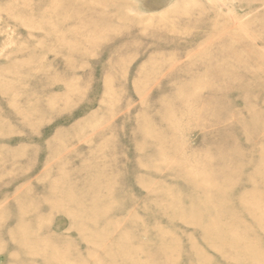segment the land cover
Here are the masks:
<instances>
[{"label": "rangeland", "instance_id": "obj_1", "mask_svg": "<svg viewBox=\"0 0 264 264\" xmlns=\"http://www.w3.org/2000/svg\"><path fill=\"white\" fill-rule=\"evenodd\" d=\"M99 10L135 20L88 26ZM234 49L255 61L245 79L261 74L247 100L264 119V0H0V264L264 261V162L247 180L264 141L243 128L250 114L240 81L219 75L221 63L208 67ZM200 73L208 76L194 91ZM195 97L209 109L183 113ZM187 173L225 186V204L215 205L234 203L228 216L245 223L225 224L234 251L224 239L202 243L208 227L192 217L207 214L199 203L188 209ZM56 188L61 201L50 197ZM250 204L259 208L239 207ZM50 211L42 232L57 241L42 248L57 258L3 236L19 213Z\"/></svg>", "mask_w": 264, "mask_h": 264}, {"label": "bare ground", "instance_id": "obj_2", "mask_svg": "<svg viewBox=\"0 0 264 264\" xmlns=\"http://www.w3.org/2000/svg\"><path fill=\"white\" fill-rule=\"evenodd\" d=\"M107 1H109V0H107ZM95 13H97V15H100V16H98L99 20H97V21L91 20V18H90V20L87 22V24H88V26H92L93 28H96V29L101 28V21H104V23L102 24L103 26L105 25L106 27H108L109 23L105 22V20L108 18H117L119 21L118 23L121 25L126 24L127 22L133 23V21L135 20V19H130V17H129V19L123 18L125 16L124 11L117 13V14L116 13L108 14L104 10H99V11H96ZM174 23L175 22L171 23V26H170L171 28H175L176 26H179L177 23H175V24ZM184 23H186V24H184L185 25L184 27L186 29H188V28L191 29V30H189V33L190 34L194 33L193 32L194 30L192 31V29H195V22L186 21ZM106 36H107V34H106ZM193 47H195V45L193 43L189 44L188 49L189 48L191 49ZM231 51H232V52H230L231 54L225 53V55L222 56L221 59L213 57V60L210 61L211 63L208 65V67L213 69L214 65H212V64L221 63V66L219 68L216 67V69H214V70H216L217 73H219V75H221L222 77L224 76L225 78H228L230 80L231 79L232 80L238 79L240 81V87L242 88L241 92L243 93V96L246 97V100H247V98H250L252 96L251 93L254 92L253 90H250V88H249V87H251L250 83L252 81H256V79H258L261 76V74H256L252 78H250L249 76L246 75L248 78L245 79L244 74H242V72H241L242 69L243 68H252V64H254L255 61H250L248 58H246L247 50L243 51V50L234 49ZM256 66H258V64H256L255 67ZM160 67H163V66H160ZM159 70H160V68L156 69V72H158V73H156L155 76L157 74H159ZM203 70L208 71V70H205V67H203ZM203 75H205V74L200 73L198 75V77H195L192 80V84H194V87L196 88L194 91H196L197 88L203 84V82H204L203 78L208 76V75H206L204 77ZM194 82H198V83H194ZM194 91H193V94H194ZM190 95H192V91H191ZM195 98H196V100L193 102V106L190 105L192 102L191 103L189 102L190 104H188L186 106V108H185V106H183L184 108L182 107L183 113H190V114L193 113L192 115L195 114V115L200 116L203 114V112H205L206 110L209 109L208 108L209 106L206 104H203L204 106L201 107V105H200L201 101L197 97H195ZM194 104H196V106H194ZM250 104L251 103L248 102V100H247L245 103V108L244 107L242 108V109H244V111H246V109H247L248 110L247 112H249V114H250L249 118H248V123L246 125H244L243 128H245L246 131L254 130V131H256L255 133L258 132V135L264 141V119H263V117L260 116V114H258L256 112H252L251 110H249ZM187 108H188V110H187ZM250 109H251V107H250ZM192 115H190V116H192ZM203 124H205V123H203ZM251 132H253V131H251ZM263 162H264V154H262V153L259 154V156L256 158L255 162H253V161L249 162V166L251 165L250 167H252L253 170H252V173L248 176L247 180H254L256 175L259 174L258 173V165L263 163ZM262 174L264 175V171L262 172ZM185 177L189 178V181L192 184V188H191L192 190L190 191V194H189V197L191 199L189 201V208L188 209L192 210L194 203H199L201 205V208H202V213L207 214V218L205 220L201 217H196L195 215H193V217H192L193 223H197L198 228H200L199 226L203 222L208 227L204 231V233L202 232L203 233L201 235V241H203L202 243L205 245H208L209 247H212L213 245H215L217 243V239H219V240L224 239L225 242L221 245L225 246L224 248L230 247V251L231 250L234 251L235 242H236L237 237L235 235H233L231 230L227 229L225 224L233 223L236 226H243L245 223L240 218L236 219L233 216L232 217L228 216V214L233 209L232 207H233L234 203L233 204L229 203L228 205H224V207L215 205L214 202H216V199H220L225 204V198L227 196V192L224 191L225 186H223V187L219 186L220 188H218V189L214 188L213 185H211L209 187H205L206 185H203V184L198 182L199 177H198V175H194V173H191V174L187 173V175ZM230 178L232 180H236L234 178V174H232L230 176ZM206 180H208V179L206 178ZM62 182H64V181L62 180ZM225 182H227V181H225ZM209 183L212 184V181ZM58 190L59 189H57V188L54 190H51L50 191V197H52L53 199H55V198L59 199V201H61L63 198L58 196V194H59ZM252 192H253V190L249 189L246 192L242 193L243 196L240 195V198H244L247 193H249V195H251ZM202 194H204V196H202ZM196 196H199V199H195ZM46 202L49 203V201H46ZM60 206H62V204ZM239 207H241V210L246 209V210H249V212L250 211L253 212L255 207L259 208L258 204H252V205L250 204V205H246V206L245 205H239ZM61 209L63 210L62 207H61ZM219 209H221V210H219ZM65 210H69L71 213L72 212H77L78 214H85L86 213L85 210H82L80 206H74V207L68 206L65 208ZM23 211H25V210L23 209ZM222 211L225 212V214L223 213L224 214L223 216H222ZM233 211H234V209H233ZM49 213H50V215H47L45 217H40L36 214H30L29 215L28 213L27 214L19 213L17 216V219H16L17 227L15 229H12L10 231L5 232V235H3V236L6 237L7 239L8 238L11 239V238L15 237V239L17 240V243L21 244L25 247L26 252H33L34 253L40 249L46 250L45 248H42L43 243H47V241L49 239L54 243L57 241V238L55 240V237L53 235L52 236H45L42 232L44 227H47V225H48V223H46V221L50 220L52 218L51 211ZM86 214H88V213H86ZM93 214L97 215L98 213L94 212ZM93 214H91V215H93ZM212 214H215V216H212ZM263 217H264V214H263ZM42 218H44V219L42 220ZM7 222L8 223H6V224L12 223L11 221H7ZM201 226H203V225L201 224ZM263 233H264V230H263ZM84 239H86V236ZM34 243L37 244L39 248L38 247L33 248V250H34L33 251L30 245L34 244ZM51 244H53V243H51ZM191 247L194 250V254H196V255L203 254L202 250L199 249L198 245L195 244L194 242H192ZM11 248L13 249V247H11ZM52 249H48V250H46V252L50 253V255H52L53 257L55 256V258H57L56 249H54V248H52ZM15 252H17V251H15ZM15 252L13 251V253H15ZM68 254H69V252H68ZM12 256H14V255L12 254ZM50 258H51V256H50ZM20 260L26 261V259H24L23 256L21 257ZM206 263H208V261H206ZM55 264H57V262ZM236 264H264V261L257 263L252 259H246V260L240 261V259L238 258L236 260Z\"/></svg>", "mask_w": 264, "mask_h": 264}]
</instances>
